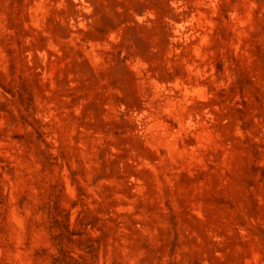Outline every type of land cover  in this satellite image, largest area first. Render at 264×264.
Returning <instances> with one entry per match:
<instances>
[{
	"label": "rangeland",
	"instance_id": "rangeland-1",
	"mask_svg": "<svg viewBox=\"0 0 264 264\" xmlns=\"http://www.w3.org/2000/svg\"><path fill=\"white\" fill-rule=\"evenodd\" d=\"M0 264H264V0H0Z\"/></svg>",
	"mask_w": 264,
	"mask_h": 264
}]
</instances>
